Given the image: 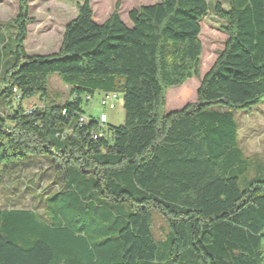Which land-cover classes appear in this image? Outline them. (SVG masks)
<instances>
[{"label":"trees","instance_id":"obj_1","mask_svg":"<svg viewBox=\"0 0 264 264\" xmlns=\"http://www.w3.org/2000/svg\"><path fill=\"white\" fill-rule=\"evenodd\" d=\"M27 1L18 0L6 55L0 29V175L30 156L49 159L63 173L52 200L64 198L71 216L55 224L1 206L0 264H264V165L245 157L231 112L264 100V0H227L226 9L158 0L131 8L127 22L118 4L96 22L85 0L49 54L24 50ZM210 11L222 19L223 48L196 100L166 112L167 89L199 76ZM53 74L68 88L62 103ZM117 90L122 124L79 122L95 92ZM151 210L169 228L161 259Z\"/></svg>","mask_w":264,"mask_h":264},{"label":"rangeland","instance_id":"obj_2","mask_svg":"<svg viewBox=\"0 0 264 264\" xmlns=\"http://www.w3.org/2000/svg\"><path fill=\"white\" fill-rule=\"evenodd\" d=\"M85 0H28V17L26 25L27 38L24 42L26 53H49L56 50L60 44L64 24L77 13L76 5ZM158 0H88L93 19L101 22L119 5L122 20L127 22V12L134 7L153 4ZM209 5L219 2L227 8V0H208ZM19 10L18 0H0V29L2 31V52L8 54L14 48L15 24L14 18ZM222 19L211 11L201 22L199 38L202 43V52L199 61V76L187 79L182 85L170 87L166 91V112L180 109L187 103L196 100V89L202 75L212 65L220 50H222L226 35L221 31ZM48 34H44L47 33ZM49 89L54 92L56 102L62 103L68 97V88L64 86L56 74L48 78ZM118 99L114 109L102 108L99 105L102 92L93 94L83 108L87 115L99 116L106 113L109 123L120 125L124 120L122 92L117 90ZM53 96V95H52ZM38 104V99L25 101L24 106ZM238 126V144L245 157L254 163L264 165V100L249 109H231ZM15 161L13 169L0 175V206L27 207L38 215L49 218L50 222L62 224L64 218H70L68 204L64 198L52 200L60 191L63 184V173L50 164L49 159L30 156L26 160ZM11 167V168H12ZM251 174H254L252 171ZM46 197H51L50 203L43 206ZM67 199V198H66ZM46 210V211H45ZM43 211L46 214L43 215ZM151 232L157 243V258L161 259L164 241L169 228L164 217L156 210H151ZM140 264V263H139Z\"/></svg>","mask_w":264,"mask_h":264},{"label":"built area","instance_id":"obj_3","mask_svg":"<svg viewBox=\"0 0 264 264\" xmlns=\"http://www.w3.org/2000/svg\"><path fill=\"white\" fill-rule=\"evenodd\" d=\"M14 92H16V89H13ZM118 99V94L116 92H103L102 96L100 98V102L99 105L102 108H106V109H114L115 108V104H116V100ZM31 108L29 107L28 111H30ZM65 112V110H63V113ZM90 117L87 114L82 115L79 118V122H86L87 120H89ZM97 121L100 125H104L108 122V117L106 115V113L102 112L99 114V116H97ZM93 136L95 134H92ZM96 135L101 136L102 135V131H98L96 133Z\"/></svg>","mask_w":264,"mask_h":264},{"label":"crops","instance_id":"obj_4","mask_svg":"<svg viewBox=\"0 0 264 264\" xmlns=\"http://www.w3.org/2000/svg\"><path fill=\"white\" fill-rule=\"evenodd\" d=\"M76 14H77V13H76ZM75 16H76V15H75ZM75 16H74V17H75ZM74 17H72V18H74ZM72 18H71V19H72ZM68 21H69V20H68ZM68 21H67V22H68ZM67 22H66V23H67ZM96 22H97V21H96ZM101 22H102V21H101ZM66 23H65V24H66ZM65 24H64V26H65ZM63 31H64V28H63ZM63 31H62V34H63ZM48 33H49V32L44 33V34H48ZM62 34H61V39H62ZM60 43H61V40H60ZM59 46H60V44H59ZM59 46H58V48H59ZM58 48H57L56 50L52 51V52H49V53L56 52V51L58 50ZM49 53H28V54H49ZM48 84H49V82H48ZM64 86H66V85H64ZM100 93H101V92H100ZM33 98H36V97H32L31 99H33ZM108 122H109V120H108ZM110 124H111V123H110ZM0 207H1V206H0Z\"/></svg>","mask_w":264,"mask_h":264}]
</instances>
